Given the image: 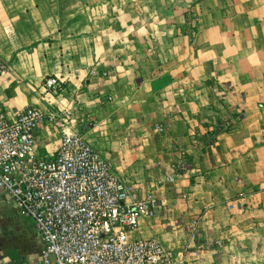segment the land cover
<instances>
[{"label":"crops","instance_id":"0c3cea01","mask_svg":"<svg viewBox=\"0 0 264 264\" xmlns=\"http://www.w3.org/2000/svg\"><path fill=\"white\" fill-rule=\"evenodd\" d=\"M0 59L1 110L76 109L64 131L156 197L132 238L171 264H264V0H0ZM36 137L53 154L61 129Z\"/></svg>","mask_w":264,"mask_h":264},{"label":"built area","instance_id":"2783aa9c","mask_svg":"<svg viewBox=\"0 0 264 264\" xmlns=\"http://www.w3.org/2000/svg\"><path fill=\"white\" fill-rule=\"evenodd\" d=\"M8 71L0 59V75ZM43 88L57 94L62 83L46 78ZM75 112L45 114L30 106L8 116L0 108V192L32 220L40 236L42 248L31 264H171V254L159 241L130 236L142 218L157 214L156 197L139 199L102 152L84 136L64 131ZM93 122L84 120V129ZM41 123L61 129L53 154L39 152L36 130ZM172 168L175 175H191L182 156Z\"/></svg>","mask_w":264,"mask_h":264},{"label":"rangeland","instance_id":"374dc122","mask_svg":"<svg viewBox=\"0 0 264 264\" xmlns=\"http://www.w3.org/2000/svg\"><path fill=\"white\" fill-rule=\"evenodd\" d=\"M41 247L32 220L21 216L0 193V252L14 261L32 262Z\"/></svg>","mask_w":264,"mask_h":264},{"label":"trees","instance_id":"16d2710c","mask_svg":"<svg viewBox=\"0 0 264 264\" xmlns=\"http://www.w3.org/2000/svg\"><path fill=\"white\" fill-rule=\"evenodd\" d=\"M220 131H221V128L216 129V130L213 132V134H214V135H217Z\"/></svg>","mask_w":264,"mask_h":264}]
</instances>
